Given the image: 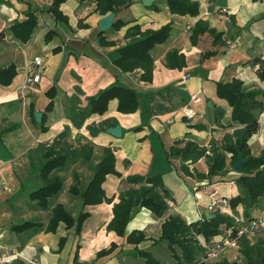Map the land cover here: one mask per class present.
I'll use <instances>...</instances> for the list:
<instances>
[{
    "label": "crops",
    "instance_id": "0c3cea01",
    "mask_svg": "<svg viewBox=\"0 0 264 264\" xmlns=\"http://www.w3.org/2000/svg\"><path fill=\"white\" fill-rule=\"evenodd\" d=\"M143 1L130 0L126 8L115 13L112 22L118 21L122 26L115 30L111 25L105 32L98 27L104 16L93 12V2L67 0L61 4L60 11L67 18V24L56 22L48 13L52 0L0 2V33H3L0 69L13 65L16 72L9 86L0 85V129L14 125L0 138V258L16 254V259L0 264H13L17 260L25 264L28 258H33L37 264H132L133 260L144 264L143 259L129 254L133 246L126 245L124 238L106 230L112 219L113 203L117 202L120 193L133 187L126 181L130 176H161L171 197L172 206H168L162 218H155L144 208L136 209L126 229V234L132 231L144 234L146 241L137 248L152 256L150 248L154 245L166 247L157 242L166 217L179 215L186 223H192L212 214L207 209L212 199L227 201L239 194L235 180L240 174L233 168H228L223 176L195 180L181 172L180 158L169 156L168 152L179 140L183 141L177 146L180 148L188 141L200 147L220 145L224 134L232 132L231 108L217 97V84L239 80L247 89L264 93V81L256 75L258 66L250 64L255 58L264 61V0H192L199 5L195 17L171 15L166 0H154L148 5H143ZM28 14L36 17V26L30 40L23 44L13 37L10 28L15 22H24ZM197 22L222 33L225 43L212 46L211 37L204 34L192 46L190 31ZM79 23L88 28H79ZM168 23H171V31L167 42L155 45L150 51L154 63L151 83L140 80V70L124 73L113 64L120 48L139 40L138 36L125 38L128 28L138 25L142 31H155ZM49 32L52 36L45 41ZM100 33L107 42L113 43L112 47L99 45ZM172 50L185 56L186 66L182 70L164 66L165 56ZM34 57L42 59L40 80L28 88L29 100L26 98L21 103L19 86ZM52 87L55 89L53 106L45 117L47 131L41 133L32 124L29 112L44 114L49 103L45 93ZM109 87L132 91L136 97L135 112H119L118 101L113 99L107 103L105 113L92 114L84 120L79 117L75 122L79 124L82 120V123L75 126L70 115L86 113L89 99ZM193 95L199 96V102L191 104L198 116L188 121L180 113V107L190 103ZM38 106L40 111H34ZM218 111L223 115L217 121ZM254 114L259 129L249 139L248 146L251 155L258 157L264 151V110ZM116 126L121 129L120 138L106 132ZM63 132L64 136L57 138ZM45 140L47 146L56 140V149L88 145L92 147V155L88 160H78L53 172V176L62 179L63 187L49 199L47 209L42 210L28 197L37 187L31 181L35 173L30 170L27 155L36 144ZM106 147L114 149L115 170L120 174V177L108 175L102 185L105 197L112 199V204L85 206L83 212L88 218L83 221L78 235L75 226L67 229L63 223H59L54 233H46L44 229L51 210L57 205L76 219L82 201L80 195L69 191L73 176H77L78 192L82 193ZM93 160L95 162L90 164ZM189 168L206 175V158ZM38 183L39 188L40 181ZM196 193L200 199H196ZM221 211L238 220L244 214L242 206L234 212L227 206L221 207ZM263 211L264 197L249 210V219L260 216ZM25 222L41 224L42 228L34 227L22 233L9 230L11 226ZM61 240H64L62 247ZM111 244L117 248L110 255L96 258L99 251L108 249Z\"/></svg>",
    "mask_w": 264,
    "mask_h": 264
},
{
    "label": "trees",
    "instance_id": "16d2710c",
    "mask_svg": "<svg viewBox=\"0 0 264 264\" xmlns=\"http://www.w3.org/2000/svg\"><path fill=\"white\" fill-rule=\"evenodd\" d=\"M67 0H52L48 13L56 22L67 24V18L60 11V6ZM80 3L93 2L95 14L105 16L109 13H117L126 8L130 0H78ZM258 1V0H253ZM2 2V0H0ZM169 13L174 16L195 17L199 13L198 3L192 0H166ZM36 26V17L28 14L27 19L22 22H15L10 30L15 39L21 43H27ZM121 23L115 22L112 28L118 30ZM79 28L86 29V25L78 24ZM171 23L162 26L158 30L146 29L142 31L141 27L136 25L128 28L125 38L138 36L139 40L120 48L117 56L113 59V64L124 73H131L140 70V80L144 83H151L153 78V59L150 51L155 45L164 44L169 38ZM207 34L212 39V46L223 45L225 43L223 34L209 29L203 22H197L190 31L189 40L192 46H195L200 36ZM52 36V32L47 33L45 41ZM3 39V33H0V42ZM98 43L101 47H112V42H107L103 34L98 35ZM251 66H258L256 75L260 81H264V61L255 58L251 61ZM164 66L170 70H182L186 66L185 56L176 50L168 52L165 56ZM16 76L15 67L10 65L0 69V85L7 87ZM216 95L224 100L231 108L230 125L234 127L232 132L224 134L220 145L212 144L210 146L211 156H206V148L200 147L194 142H185L183 147H177L183 144L182 140L176 141L170 148L168 155L179 157L181 160V172L195 180L211 179L215 176H223L228 168H234L237 162L238 153L244 160L242 172L235 180L239 188V194L227 199V207L234 212L239 206L244 208L241 224L252 220L249 219V210L255 207L259 199L264 197V151L258 157H253L248 146L249 139L258 132L259 124L254 112L264 110V93L261 91L247 89L243 82L233 80L226 84H217ZM49 103L44 108V114L38 125L34 120V112L30 110L29 117L32 124L36 125L41 133L47 129L44 127L46 113L51 111L55 89L52 87L45 93ZM118 101V111L124 114H130L136 110L135 94L127 89L119 87H109L89 99L86 113H73L70 115L75 126L79 124L75 121L92 114H103L107 110V103L110 100ZM223 115L221 111L217 112L216 120ZM74 117L76 119L74 120ZM14 125L0 129V138L3 134L13 129ZM202 128L201 126H197ZM64 136V132L57 138ZM58 143L53 141L49 146L39 145L35 149L29 150V165L33 173L38 174L40 187L29 193V200L36 207L45 210L48 207L49 199L57 195L62 187L63 181L59 176H53V172L63 169L68 164H75L78 160H88L92 155V147L80 145L76 148L56 149ZM229 156V157H228ZM206 158L208 172L206 175L200 174L195 169H190L201 158ZM114 149L106 147L103 149V158L96 165L94 175L88 183L86 189L78 192V178L73 176V185L69 191L73 195H80L82 208L76 219H73L61 205H57L51 210V216L45 227L46 233H54L59 223H63L67 229L75 226L76 234L81 230L83 221L88 218V214L83 212L85 206H95L102 203L112 204L113 200L105 197L102 185L108 175L120 177L115 170ZM129 185L133 186L128 191L120 193L116 203L112 206V219L106 226L108 232H113L116 236L124 238L125 244L133 246L129 253L133 258H141L144 264H161L150 253L139 250L137 247L145 242V236L141 231H132L126 234V229L132 219V214L136 209L144 208L148 210L155 218H162L168 210L170 195L163 186L162 178L159 175L150 177L130 176L126 178ZM137 187V188H135ZM225 206V207H226ZM212 218L204 217L201 220L186 223L179 215H170L165 218L161 224L160 237L157 242L165 244L173 264H194L205 252L203 245L214 246L220 237H224L227 231H235L237 223L228 215L218 211L213 212ZM42 228L41 224L25 222L21 225L11 226L9 230L14 233H22L31 228ZM260 235V234H259ZM259 235L244 236L239 242L237 249L238 257L235 261H228L221 258L214 264H240L236 261L244 260V264H264V240ZM64 240L60 241V247ZM117 246L111 244L108 249H103L96 254V258L110 255ZM78 250V249H77ZM179 250V253L177 252ZM239 258V259H238ZM74 259H77V251ZM242 259V260H241ZM13 264H24L15 261Z\"/></svg>",
    "mask_w": 264,
    "mask_h": 264
},
{
    "label": "built area",
    "instance_id": "2783aa9c",
    "mask_svg": "<svg viewBox=\"0 0 264 264\" xmlns=\"http://www.w3.org/2000/svg\"><path fill=\"white\" fill-rule=\"evenodd\" d=\"M229 44V43H228ZM42 72V59L39 57H34L29 65L26 67L24 81L19 86V91L21 98L24 99V94H27V90L29 87L36 85L41 76ZM184 81L187 78L183 79ZM26 92V93H25ZM199 102V96L193 95L190 103H186L180 107V113L182 114L185 120L191 121L193 118L197 117V112L193 109L191 104H196ZM206 148V156H211L210 146ZM214 194L211 195L213 197ZM196 199H200V196L196 193ZM227 205L226 199H212L207 205V209L209 212L213 213L217 210L221 209V207H225ZM168 206H172V203L169 201ZM237 226L235 227V231H227L224 237H220L215 247L211 245H203L205 252L204 254L194 263V264H214L218 262L225 253L231 250H237L239 246V242L246 235L255 236L264 232V211L263 213L245 222V224H241V220L234 219ZM16 259V254L3 256L0 258L1 263H10ZM25 264H37L33 258H28L25 261Z\"/></svg>",
    "mask_w": 264,
    "mask_h": 264
},
{
    "label": "rangeland",
    "instance_id": "374dc122",
    "mask_svg": "<svg viewBox=\"0 0 264 264\" xmlns=\"http://www.w3.org/2000/svg\"><path fill=\"white\" fill-rule=\"evenodd\" d=\"M28 92V91H27ZM26 93V92H25ZM28 99L29 100V96H28V94H24V99H21L20 100V102L22 103V101H23V103H24V100L25 99ZM43 98H44V96H43ZM28 100L25 102L26 103V105L28 104L27 102H28ZM25 105V106H26ZM41 109V108H40ZM40 109H39V106L36 108V109H34V111H36V112H38V111H40ZM23 111V110H22ZM39 113V112H38ZM21 116H23V114L21 113ZM16 125V124H15ZM17 129V126H16V128H15V130ZM28 138V137H27ZM39 145H45V146H47V141L45 140L43 143H38V144H36L34 147H33V149H35L36 147H38ZM28 157H29V152H28V155H27ZM95 162V160H93L90 164H93ZM38 174L37 173H35L34 174V177H32V179H31V181H32V184L34 183V187H37L38 188V185H39V180H38ZM201 206H204V204H201ZM218 212H219V210H218ZM220 213H224L223 211H221ZM260 237H261V239H263L264 240V232L263 233H261L260 235H259ZM161 244L162 245H165L164 243H162L161 242ZM143 249H145V248H143ZM146 251H148L147 249H145ZM150 250H151V252H152V254L160 261V263L161 264H173V260L171 259V256H170V254H169V252L167 251V249H166V247H163V248H161V245H158V246H156V245H154L153 247H151L150 248ZM177 252L179 253V250H177ZM227 258V260L228 261H235V258L236 257H238V252H237V250H231V251H228L227 253H225L224 255H223V257L222 258ZM242 260V259H241ZM136 260H133L132 261V264H137V262H135ZM236 261H238V262H240V264H244V260H242V261H240V260H236Z\"/></svg>",
    "mask_w": 264,
    "mask_h": 264
},
{
    "label": "water",
    "instance_id": "95a60500",
    "mask_svg": "<svg viewBox=\"0 0 264 264\" xmlns=\"http://www.w3.org/2000/svg\"><path fill=\"white\" fill-rule=\"evenodd\" d=\"M154 0H144L143 1V5H148L150 3H152ZM115 17V13H109L107 15H105L103 18H101L98 22V27L102 32H105L106 30H108L110 28V26L112 25L113 19ZM209 107V106H208ZM41 117L42 114L41 113H36L34 115V120L37 124H40L41 122ZM108 134L112 135L115 138H120L121 136V129L119 126H116L114 128H110L106 131ZM244 160L243 157L240 153H238L237 156V162L234 166V171L241 174L242 172V167L244 165ZM207 218H212V215L207 216Z\"/></svg>",
    "mask_w": 264,
    "mask_h": 264
}]
</instances>
